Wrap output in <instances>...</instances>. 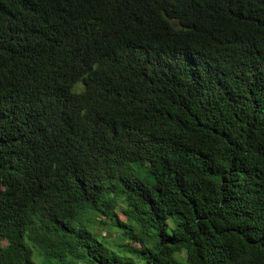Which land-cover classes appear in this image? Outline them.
I'll use <instances>...</instances> for the list:
<instances>
[{
  "label": "trees",
  "instance_id": "1",
  "mask_svg": "<svg viewBox=\"0 0 264 264\" xmlns=\"http://www.w3.org/2000/svg\"><path fill=\"white\" fill-rule=\"evenodd\" d=\"M0 264H264V0H0Z\"/></svg>",
  "mask_w": 264,
  "mask_h": 264
},
{
  "label": "rangeland",
  "instance_id": "2",
  "mask_svg": "<svg viewBox=\"0 0 264 264\" xmlns=\"http://www.w3.org/2000/svg\"><path fill=\"white\" fill-rule=\"evenodd\" d=\"M118 218H119L120 221H123V222L126 221L125 213H124V212H119V214H118ZM96 231H97V233H99V230L96 229ZM100 233H101V232H100ZM108 233H109V239H110V240H113V239H114V241L119 240L118 237L116 236V233H115V232H108ZM114 236H115L116 238H114Z\"/></svg>",
  "mask_w": 264,
  "mask_h": 264
}]
</instances>
